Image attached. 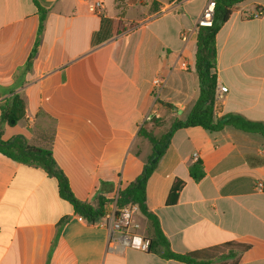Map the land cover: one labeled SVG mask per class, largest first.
<instances>
[{
    "label": "crops",
    "instance_id": "crops-1",
    "mask_svg": "<svg viewBox=\"0 0 264 264\" xmlns=\"http://www.w3.org/2000/svg\"><path fill=\"white\" fill-rule=\"evenodd\" d=\"M90 1L0 0V102L14 88L26 105L25 118L6 126L3 139L23 135L51 149L74 195L93 206L104 199L106 214L152 152L140 130L162 136L198 99L197 30L187 44L182 35L209 0H104L103 15L89 11ZM38 4L48 13L25 70L38 37ZM258 8L262 15L251 16ZM103 18L124 30L92 47ZM216 47L217 85L225 89L216 116L264 122V0L236 5ZM157 78L165 82L161 90ZM197 161L200 181L190 174ZM176 179L185 185L178 203L167 205ZM260 182L263 136L231 126L181 128L148 179L147 206L175 253L218 246L219 255H234L213 264H264ZM78 216L56 178L0 153V264H186L164 258L162 246L111 251L108 230ZM137 220L139 233L152 239L147 218Z\"/></svg>",
    "mask_w": 264,
    "mask_h": 264
},
{
    "label": "trees",
    "instance_id": "trees-1",
    "mask_svg": "<svg viewBox=\"0 0 264 264\" xmlns=\"http://www.w3.org/2000/svg\"><path fill=\"white\" fill-rule=\"evenodd\" d=\"M215 11L213 23L209 27H198L197 44L195 53V69L199 79V96L189 116L185 120H176L167 133L156 137L152 132L143 127L140 135L148 139L152 145L141 174L125 188L120 190L116 200L117 209L127 205H137L139 214L146 217L152 230L153 238L149 239L150 248L162 246L163 256L166 259H175L186 264H213L215 257L224 260L234 252L227 255H219L223 251L221 247H214L202 251H194L186 254H178L170 249L169 242L165 238L158 218L152 214L147 206L146 186L148 179L156 169L160 159L170 145L174 133L181 128L200 126L209 132H219L225 127L231 126L247 133H256L264 137V122L251 121L236 113H227L221 117L216 116L215 105L217 98V47L216 37L222 26L229 20L233 8L246 0H214ZM40 23L38 37L32 54L25 66V70L32 65V59L37 52V46L44 29V23L48 10L38 4ZM257 10L263 13V10ZM120 22L103 18L101 27L92 33L91 46L96 47L121 33ZM0 153L29 166L42 168L49 176L56 178L61 197L67 200L74 208L76 214L84 217L88 222L97 223L105 217V200L100 199L97 206L79 200L71 190L69 180L54 160L51 149L32 145L23 135H16L9 140L3 139V131L6 126L18 124L26 115L24 99L12 88L10 96L0 102ZM157 122L156 119H153ZM191 177L200 181L203 176L202 162L197 161L190 167ZM185 182L176 179L170 189L167 205L178 203L180 193ZM66 219L62 221L64 224ZM227 264V263H221Z\"/></svg>",
    "mask_w": 264,
    "mask_h": 264
},
{
    "label": "built area",
    "instance_id": "built-area-1",
    "mask_svg": "<svg viewBox=\"0 0 264 264\" xmlns=\"http://www.w3.org/2000/svg\"><path fill=\"white\" fill-rule=\"evenodd\" d=\"M89 11L95 15H103L105 12V2L104 0H91L88 3ZM215 11V1L209 0L208 3L203 8V11L198 19V22L194 29L184 33L182 35V40L187 44L191 37L194 35L195 30L198 27H209L213 23V16ZM262 12L257 10L253 17H259ZM184 68L188 65L183 64ZM154 85L160 90L164 86V81L161 79H154ZM224 87L222 85H217L216 93L219 97L224 92ZM195 154V158H196ZM258 188L263 189L264 183H258ZM139 215V209L137 205H127L121 209H116L113 212L106 213L105 217L99 222L101 227H104L109 232V249L111 251H121L126 248L134 247L142 251H149L150 241L148 237L141 235L139 233L141 229V224L137 220ZM79 220H86L81 215L78 216Z\"/></svg>",
    "mask_w": 264,
    "mask_h": 264
},
{
    "label": "rangeland",
    "instance_id": "rangeland-1",
    "mask_svg": "<svg viewBox=\"0 0 264 264\" xmlns=\"http://www.w3.org/2000/svg\"><path fill=\"white\" fill-rule=\"evenodd\" d=\"M162 132H163V131H162ZM158 134H160V132H159Z\"/></svg>",
    "mask_w": 264,
    "mask_h": 264
}]
</instances>
